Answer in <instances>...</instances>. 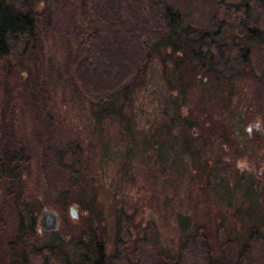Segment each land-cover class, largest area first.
<instances>
[{
    "label": "rangeland",
    "instance_id": "374dc122",
    "mask_svg": "<svg viewBox=\"0 0 264 264\" xmlns=\"http://www.w3.org/2000/svg\"><path fill=\"white\" fill-rule=\"evenodd\" d=\"M46 8L50 24L40 20L34 36L38 56L13 49V77L0 87V158L16 143L30 156L18 179H0V264H8L20 204L36 224L44 208L58 214L54 234L37 231V247L58 239L72 248L89 230L114 254L128 233L119 264H134L136 242L152 227L170 258L199 233L215 261H223L226 239L241 248L253 242L260 264L264 136L250 139L246 127L259 122L264 130V42L247 33L253 27L264 37V24L222 22L213 40L226 61L215 68L161 47L113 104L91 107L73 96L63 71L68 7L34 3L49 15Z\"/></svg>",
    "mask_w": 264,
    "mask_h": 264
},
{
    "label": "trees",
    "instance_id": "16d2710c",
    "mask_svg": "<svg viewBox=\"0 0 264 264\" xmlns=\"http://www.w3.org/2000/svg\"><path fill=\"white\" fill-rule=\"evenodd\" d=\"M37 1H63V6L68 7L63 71L73 96L91 107L113 104L131 80L143 77L147 64L161 47L183 50L191 64L213 61L215 68L226 61L222 48L213 40L222 22L231 18L238 25L264 24V0H0V87L4 92L13 77L14 67L8 58L11 51L22 45L23 53L38 56L34 51L40 47L35 32L40 20L44 27L50 24L51 11L46 8L48 15L34 10ZM183 3L190 9L184 10ZM255 30L249 28L248 38H262L264 42ZM245 57H249L248 52ZM14 148L3 150L0 179H18V171L29 162L28 146L16 143ZM75 176L72 171L70 177ZM36 225L27 206L18 205L17 231L6 243L8 264H119L126 259L124 242L129 240L128 233V239L120 237L115 253L109 254L104 240L89 230L80 234L72 248L58 239L37 247ZM3 227L0 216V232ZM136 243L134 264L254 263L253 242L241 248L230 240L221 241V263L213 259L207 240L199 233L187 237L172 258L159 251L152 227ZM72 253L75 261L70 260ZM260 253L263 255L262 247ZM256 262L264 264V255Z\"/></svg>",
    "mask_w": 264,
    "mask_h": 264
},
{
    "label": "water",
    "instance_id": "95a60500",
    "mask_svg": "<svg viewBox=\"0 0 264 264\" xmlns=\"http://www.w3.org/2000/svg\"><path fill=\"white\" fill-rule=\"evenodd\" d=\"M70 216L76 218V210L74 207H70ZM58 214L48 208H44L41 211L40 217L37 221L39 226L38 232H54L58 228Z\"/></svg>",
    "mask_w": 264,
    "mask_h": 264
},
{
    "label": "flooded vegetation",
    "instance_id": "af4514ba",
    "mask_svg": "<svg viewBox=\"0 0 264 264\" xmlns=\"http://www.w3.org/2000/svg\"><path fill=\"white\" fill-rule=\"evenodd\" d=\"M195 131H193L192 133L194 134ZM246 132L247 135L250 139L252 138H259V137H263L264 136V130L261 128L260 123H256L255 125H248L246 127Z\"/></svg>",
    "mask_w": 264,
    "mask_h": 264
}]
</instances>
